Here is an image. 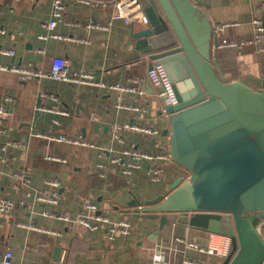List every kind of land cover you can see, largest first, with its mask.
Masks as SVG:
<instances>
[{
	"label": "crops",
	"instance_id": "crops-1",
	"mask_svg": "<svg viewBox=\"0 0 264 264\" xmlns=\"http://www.w3.org/2000/svg\"><path fill=\"white\" fill-rule=\"evenodd\" d=\"M52 2L0 0V44L16 52L1 61L48 74L54 58H65L70 76L89 77L93 83L47 76L22 79V72L0 70V104L14 98L9 116L0 124L7 131L0 135V197L15 204L11 213L0 212V255L12 250L13 264H153L156 257L163 264H222L224 257L207 252L218 241L214 236L177 225L168 239L153 241L150 234L158 222L129 206L135 200L144 205L165 198L174 182L186 175L170 156L169 106L147 79L153 63L136 49L139 24L113 20L112 7L64 0L66 10L51 33L43 26L51 18ZM193 2L218 35L213 60L223 82L246 81L264 89V33L257 42L254 24L258 18L264 27V0ZM43 34L51 37L44 40ZM224 41L239 46L221 47ZM115 84L130 90L109 88ZM58 136L89 145L51 138ZM130 150L153 159L124 171ZM16 174L24 175L25 182ZM54 179L62 183L63 200L45 204L39 196L52 191L45 180ZM93 202L99 212L87 210ZM64 215L75 221L80 215L131 221L132 234L110 240L104 231L65 223L59 218Z\"/></svg>",
	"mask_w": 264,
	"mask_h": 264
},
{
	"label": "water",
	"instance_id": "water-1",
	"mask_svg": "<svg viewBox=\"0 0 264 264\" xmlns=\"http://www.w3.org/2000/svg\"><path fill=\"white\" fill-rule=\"evenodd\" d=\"M140 1L147 23H137L136 49L174 83L170 156L190 177L165 198L129 206L158 222L153 241L188 225L231 239L222 264H264V89L223 82L213 60L218 35L193 0Z\"/></svg>",
	"mask_w": 264,
	"mask_h": 264
},
{
	"label": "built area",
	"instance_id": "built-area-1",
	"mask_svg": "<svg viewBox=\"0 0 264 264\" xmlns=\"http://www.w3.org/2000/svg\"><path fill=\"white\" fill-rule=\"evenodd\" d=\"M79 4L91 5L96 7L109 8L112 7L114 9L113 20H123L128 25H133L139 22L147 23V18L145 16V12L140 0H75ZM66 10V4L64 0H53L52 9H51V18L50 20L44 24V28L53 33L58 25L59 20L62 18L64 12ZM262 8L257 10V13H260ZM254 24L257 28L256 40L257 42H261L264 33L263 21L261 19L255 18ZM223 26V27H227ZM230 26V25H229ZM222 27V28H223ZM50 35H41V38L44 40H49ZM238 43L232 41H224L221 47H237ZM16 52L14 50H9L4 48L0 44V70L13 71V72H22V79H31V78H40L43 76H47L51 80L56 81H64V82H87L93 83L91 78L89 77H72L68 73V67L70 65V61L65 58H54L51 68L48 74H45L42 70H33L32 68L27 70H21L19 65L15 63H3L1 61V57H15ZM147 79L155 90V95L161 98L167 106H176L179 104V100L175 91L174 83L169 79L165 70L162 66H151L147 73ZM109 88L120 90V91H128L130 88L123 86L121 84H115L110 86ZM14 102L13 97H7L0 104V124L2 121L9 116L8 106ZM6 129H0V135H4L6 133ZM52 139H56L59 142H71L75 144H80L83 146L89 145L86 142H82L79 140H69L66 136H58L51 137ZM92 146V145H91ZM93 147V146H92ZM127 155L130 158V164H128L127 168L124 171H129L134 168H141L145 165V163L152 161L153 155L141 152L139 150H130L127 151ZM2 163L5 164L7 162L6 158H2ZM115 163L119 164L121 161L118 159L113 160ZM17 179L21 182H25V176L22 174L15 175ZM190 177L189 173H186L183 176V179H188ZM45 184L47 186L52 187V191L50 193L41 194L39 198L45 204H53L58 205L62 202L63 197L61 194L62 183L57 180H45ZM31 194H27L26 197H31ZM25 204V200L20 202V206ZM15 209V204L10 200H6L0 197V212L1 213H11ZM87 210L91 212H99L100 206L93 202L87 205ZM46 216H52L50 213H46ZM65 223L76 222L80 223L85 229L91 231H104L106 232L107 237L110 240H115L118 237H125L132 234V223L131 221H122V222H113L109 217L99 216L95 219H88L80 215L77 220L71 218L69 215L60 216ZM25 226L24 224L22 225ZM31 227L35 228L34 225ZM264 227V220H261L259 223V229ZM206 234L210 236H214L217 238V243L214 247H211L207 250V252L211 254H217L220 257L226 258L229 254V248L231 244V239L226 236H220L214 234L212 232L204 231ZM14 261V253L12 250H6L5 253L0 255V264H13ZM187 264H194L193 262H186ZM153 264H163L161 258L156 257L153 261Z\"/></svg>",
	"mask_w": 264,
	"mask_h": 264
}]
</instances>
